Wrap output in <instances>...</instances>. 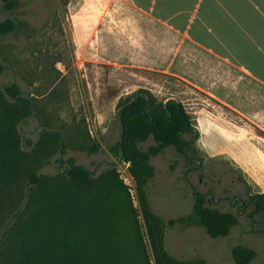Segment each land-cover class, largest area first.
<instances>
[{
  "label": "rangeland",
  "instance_id": "374dc122",
  "mask_svg": "<svg viewBox=\"0 0 264 264\" xmlns=\"http://www.w3.org/2000/svg\"><path fill=\"white\" fill-rule=\"evenodd\" d=\"M8 16L17 27L9 35L0 33V63L5 66L0 88L15 82L27 100L31 96L33 116L18 127L24 149H42L41 173L49 176L69 170L71 160L94 175L116 168L139 211L155 264L130 165L114 153L121 138L122 105L143 97L142 91L150 93L155 104L174 99L191 117L194 131L185 139L192 140L196 134L200 137L196 113L205 107L214 113L221 110L207 101L206 93L227 94L231 84L225 89L223 83L237 77L183 46L173 68L177 76L153 72L172 60L180 44L158 32L129 0H21L11 13L0 0V23ZM221 112L230 117L229 110ZM43 131L58 133L61 139L48 144ZM199 139L188 154L192 161L172 147L150 159L154 174L145 187L150 206L169 223L193 213L196 195H210L209 205L236 214L238 224L220 239L195 224H168L166 249L178 260L234 264L233 248L244 245L258 254L251 264H264V213H256L253 199L259 189L227 156L202 150ZM154 145L151 137L139 147L147 152ZM234 197L246 207L239 208V201L232 204ZM2 230L0 260L8 245V232Z\"/></svg>",
  "mask_w": 264,
  "mask_h": 264
},
{
  "label": "trees",
  "instance_id": "16d2710c",
  "mask_svg": "<svg viewBox=\"0 0 264 264\" xmlns=\"http://www.w3.org/2000/svg\"><path fill=\"white\" fill-rule=\"evenodd\" d=\"M1 1L11 13L21 0ZM16 27L15 19L8 16L0 23V33L9 35ZM4 71L0 63V75ZM142 94L122 105V132L114 153L119 152L130 165L155 264H207L202 258L185 261L173 257L165 245L167 225L195 224L212 239H220L229 236L238 217L209 205L208 195L203 194L196 195L193 213L177 221L167 223L152 210L145 192L154 174L150 159L172 147L192 161L188 154L199 137L185 139L194 127L180 102L170 99L155 104L150 93ZM31 107V100L15 82L0 88V232H8L0 264H152L139 211L116 168L92 175L71 160L65 172L53 176L41 173L45 162L42 149L25 150L18 129L30 117ZM41 137L48 144L61 139L60 134L47 131ZM151 137L155 145L147 152L140 150ZM253 199H257L256 213L263 215L264 195ZM232 257L234 264H251L258 254L238 245Z\"/></svg>",
  "mask_w": 264,
  "mask_h": 264
},
{
  "label": "crops",
  "instance_id": "0c3cea01",
  "mask_svg": "<svg viewBox=\"0 0 264 264\" xmlns=\"http://www.w3.org/2000/svg\"><path fill=\"white\" fill-rule=\"evenodd\" d=\"M129 4L158 32L180 44L172 60L153 72L177 76L173 68L183 46L237 77L223 83L225 89L231 84L227 94L206 93L207 101L217 110H229L232 119L221 110L198 111L199 143L211 156H227L264 195V137L257 134H264V0H129Z\"/></svg>",
  "mask_w": 264,
  "mask_h": 264
},
{
  "label": "water",
  "instance_id": "95a60500",
  "mask_svg": "<svg viewBox=\"0 0 264 264\" xmlns=\"http://www.w3.org/2000/svg\"><path fill=\"white\" fill-rule=\"evenodd\" d=\"M28 97H29V99L31 100V96L29 95ZM166 107L168 108V106H166ZM31 111H32V109H31ZM30 116H33V114L30 113ZM121 121H122V120L120 119V122H121ZM40 129L42 130V128H40ZM189 146L192 147V144L190 143ZM61 149H62V147H61ZM200 164L202 165V163H200ZM60 165H61V166L63 165V161H62V160L60 161ZM91 174L94 175V173H91ZM198 196L200 197L201 194H198ZM209 197H210V195H209ZM237 201H240V202H241L240 207H242L243 204H244V202H243L242 200H240L238 197H235V198H234L232 204H235ZM256 201H257V199L254 200V202H256ZM218 202H219V201H216V203H218Z\"/></svg>",
  "mask_w": 264,
  "mask_h": 264
},
{
  "label": "flooded vegetation",
  "instance_id": "af4514ba",
  "mask_svg": "<svg viewBox=\"0 0 264 264\" xmlns=\"http://www.w3.org/2000/svg\"><path fill=\"white\" fill-rule=\"evenodd\" d=\"M209 196V195H208ZM235 198V197H234ZM240 199V198H239ZM239 208H241V207H239Z\"/></svg>",
  "mask_w": 264,
  "mask_h": 264
}]
</instances>
